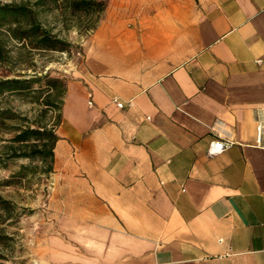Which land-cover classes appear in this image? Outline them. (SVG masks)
I'll use <instances>...</instances> for the list:
<instances>
[{
  "label": "crops",
  "instance_id": "crops-1",
  "mask_svg": "<svg viewBox=\"0 0 264 264\" xmlns=\"http://www.w3.org/2000/svg\"><path fill=\"white\" fill-rule=\"evenodd\" d=\"M70 55L15 264H264V0H107Z\"/></svg>",
  "mask_w": 264,
  "mask_h": 264
},
{
  "label": "rangeland",
  "instance_id": "rangeland-1",
  "mask_svg": "<svg viewBox=\"0 0 264 264\" xmlns=\"http://www.w3.org/2000/svg\"><path fill=\"white\" fill-rule=\"evenodd\" d=\"M36 1L0 0L1 3L29 6L37 22L51 34L68 42L71 48L67 52L36 50L10 38L6 28L2 27L1 80L39 78L47 71L52 75H64L62 69L68 61V55L91 31L84 30L80 23L72 18L62 17L55 5H35ZM61 103V98L40 82L33 83L29 90L22 93L5 92L0 96V110H8L13 114L12 119L4 120V126L0 125V195L9 200L15 208L13 218L0 225L5 234L11 237L3 251L10 258L6 264H15L26 250V234L22 227L35 222L36 213L43 207L48 192L49 174L44 172L48 161L31 155L33 147L29 144L32 142L18 150V145L12 143L11 139L23 128L45 126L54 130L60 119ZM10 147L15 148V151ZM14 152L22 155L15 157ZM21 167H24V171L16 175Z\"/></svg>",
  "mask_w": 264,
  "mask_h": 264
},
{
  "label": "trees",
  "instance_id": "trees-1",
  "mask_svg": "<svg viewBox=\"0 0 264 264\" xmlns=\"http://www.w3.org/2000/svg\"><path fill=\"white\" fill-rule=\"evenodd\" d=\"M107 0H37L35 5H55L62 17H69L80 23V26L88 31L94 29L100 14L106 6ZM5 27L8 35L13 40L28 45L36 50L67 52L71 46L68 42L51 34L42 27L36 20L33 10L25 4L1 3L0 2V28ZM2 59L0 49V60ZM35 82L44 83V85L54 91L55 96L61 98L66 89V77L62 74L52 75L47 71L39 78L30 79H0V96L5 92L22 93L31 88ZM13 114L8 110H0V125L4 126V120L12 119ZM56 136L53 129L45 126L36 128H23L19 130L11 139L12 143L17 144V149L21 150L29 142L33 147L32 156H39L42 161H48V166L44 170L49 173L53 164V149L56 142ZM15 151V148L10 147ZM13 155L20 156L22 154ZM30 155V156H31ZM24 171L21 167L16 175ZM6 183V182H5ZM6 185V184H2ZM14 205L0 195V225L5 220L13 218ZM11 237L6 235L3 228H0V264H6L10 258L3 251L8 245Z\"/></svg>",
  "mask_w": 264,
  "mask_h": 264
},
{
  "label": "built area",
  "instance_id": "built-area-1",
  "mask_svg": "<svg viewBox=\"0 0 264 264\" xmlns=\"http://www.w3.org/2000/svg\"><path fill=\"white\" fill-rule=\"evenodd\" d=\"M88 104H91V100L88 101ZM119 106L121 104L117 103ZM261 131L262 127L260 125L256 126V144L259 145L261 142ZM228 147V143L223 140H214L212 141L207 149L208 156H215L222 153Z\"/></svg>",
  "mask_w": 264,
  "mask_h": 264
}]
</instances>
